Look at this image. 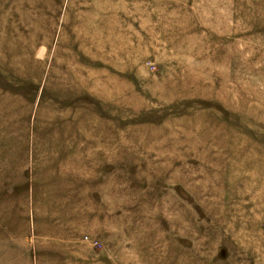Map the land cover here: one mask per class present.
Masks as SVG:
<instances>
[{
    "label": "rangeland",
    "instance_id": "obj_1",
    "mask_svg": "<svg viewBox=\"0 0 264 264\" xmlns=\"http://www.w3.org/2000/svg\"><path fill=\"white\" fill-rule=\"evenodd\" d=\"M0 264H264V0H0Z\"/></svg>",
    "mask_w": 264,
    "mask_h": 264
}]
</instances>
